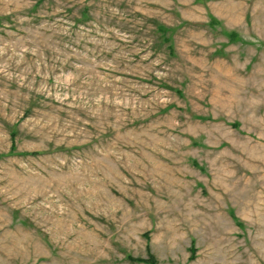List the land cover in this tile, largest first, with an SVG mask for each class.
<instances>
[{
    "label": "rangeland",
    "instance_id": "obj_1",
    "mask_svg": "<svg viewBox=\"0 0 264 264\" xmlns=\"http://www.w3.org/2000/svg\"><path fill=\"white\" fill-rule=\"evenodd\" d=\"M264 264V0H0V264Z\"/></svg>",
    "mask_w": 264,
    "mask_h": 264
},
{
    "label": "trees",
    "instance_id": "obj_2",
    "mask_svg": "<svg viewBox=\"0 0 264 264\" xmlns=\"http://www.w3.org/2000/svg\"><path fill=\"white\" fill-rule=\"evenodd\" d=\"M130 260L131 261H141V262H145L147 264H158L156 262V259L154 258V256L151 254H149V257L147 259H137V258H131L130 257Z\"/></svg>",
    "mask_w": 264,
    "mask_h": 264
}]
</instances>
